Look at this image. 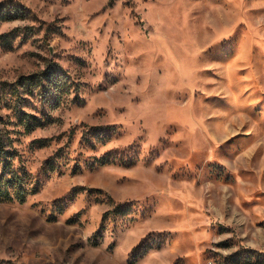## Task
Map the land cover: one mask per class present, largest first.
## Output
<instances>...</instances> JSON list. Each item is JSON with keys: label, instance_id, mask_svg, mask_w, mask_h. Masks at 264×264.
Returning <instances> with one entry per match:
<instances>
[{"label": "rangeland", "instance_id": "1", "mask_svg": "<svg viewBox=\"0 0 264 264\" xmlns=\"http://www.w3.org/2000/svg\"><path fill=\"white\" fill-rule=\"evenodd\" d=\"M2 14L0 130L36 194L0 202V264H264V0Z\"/></svg>", "mask_w": 264, "mask_h": 264}, {"label": "trees", "instance_id": "2", "mask_svg": "<svg viewBox=\"0 0 264 264\" xmlns=\"http://www.w3.org/2000/svg\"><path fill=\"white\" fill-rule=\"evenodd\" d=\"M10 19L12 18L8 14H2L0 24ZM14 142L11 136L0 130V202L16 201L23 204L29 196L36 194V189L20 169L15 167L18 155L14 149Z\"/></svg>", "mask_w": 264, "mask_h": 264}]
</instances>
